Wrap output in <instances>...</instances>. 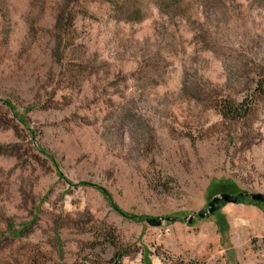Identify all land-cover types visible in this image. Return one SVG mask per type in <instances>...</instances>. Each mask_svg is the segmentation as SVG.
Listing matches in <instances>:
<instances>
[{"label":"rangeland","instance_id":"rangeland-1","mask_svg":"<svg viewBox=\"0 0 264 264\" xmlns=\"http://www.w3.org/2000/svg\"><path fill=\"white\" fill-rule=\"evenodd\" d=\"M239 191L264 0H0V264H264V204L195 214Z\"/></svg>","mask_w":264,"mask_h":264},{"label":"water","instance_id":"water-1","mask_svg":"<svg viewBox=\"0 0 264 264\" xmlns=\"http://www.w3.org/2000/svg\"><path fill=\"white\" fill-rule=\"evenodd\" d=\"M238 197H247L250 198L252 201L255 202H262L264 201V194L261 193H249L246 191H240L236 194H228V193H220L218 195H215L211 197V199L207 202L205 209H199L195 214L198 217H204L208 214H212L214 211H216L220 205L221 202L225 203H236ZM193 215H189L186 217L187 222H191ZM166 221H172L176 220L175 217H166L164 218ZM146 221L151 225H159L161 220L160 218H152V219H146Z\"/></svg>","mask_w":264,"mask_h":264},{"label":"trees","instance_id":"trees-1","mask_svg":"<svg viewBox=\"0 0 264 264\" xmlns=\"http://www.w3.org/2000/svg\"><path fill=\"white\" fill-rule=\"evenodd\" d=\"M228 111V115H230L231 117H236V115H238L237 114V112H236V109H231V110H227ZM101 190V189H100ZM101 192H102V194L104 193L105 195H106V198H107V201H108V203H109V205L110 206H112V208L118 213V214H120V215H122V216H124V217H128V218H132V219H134V220H136V221H140V219H145V217H142V216H135V215H127V214H125L124 212H122L121 210H119L112 202H111V200H110V198L108 197V195L105 193V191H103V190H101ZM240 192V191H239ZM246 197H238L237 198V201L236 202H239V201H241V200H243V199H245ZM252 201V200H251ZM252 202H254V203H261V204H264V201H262V202H255V201H252ZM222 204H224L223 202H221V205ZM119 253L118 254H116V259H119Z\"/></svg>","mask_w":264,"mask_h":264}]
</instances>
